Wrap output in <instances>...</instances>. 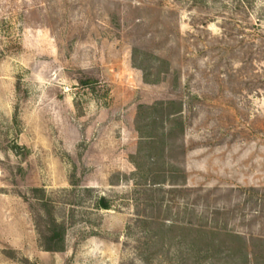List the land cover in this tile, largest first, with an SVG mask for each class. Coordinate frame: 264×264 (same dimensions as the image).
I'll return each instance as SVG.
<instances>
[{"label": "rangeland", "instance_id": "rangeland-1", "mask_svg": "<svg viewBox=\"0 0 264 264\" xmlns=\"http://www.w3.org/2000/svg\"><path fill=\"white\" fill-rule=\"evenodd\" d=\"M155 202L264 264V0H0V264H239Z\"/></svg>", "mask_w": 264, "mask_h": 264}, {"label": "trees", "instance_id": "trees-1", "mask_svg": "<svg viewBox=\"0 0 264 264\" xmlns=\"http://www.w3.org/2000/svg\"><path fill=\"white\" fill-rule=\"evenodd\" d=\"M148 191L154 193L155 189L149 188ZM159 190V189H158ZM175 190H171L168 192H174ZM34 193H39L40 202L42 206V210L36 211L35 214V224L39 235V243L40 247L49 252H61L65 247V235L68 228V224L65 222V219H58L55 216V206L53 205L50 198L45 196V191L40 188H34ZM166 191H164L165 194ZM38 196V194H37ZM165 197V196H164ZM96 204L99 208L109 209L110 204L108 199L104 196H101L96 201ZM156 208V214L150 217L149 222L152 224H156L157 227L155 232L150 235L153 237L155 242L164 241L167 237L170 240H176V242L185 241L187 246L191 250H196L200 248H204L210 257H218L220 254L221 245L225 246L226 256L227 258H235L236 263L239 264H250L249 252L243 253L242 245L244 244V239L241 235L229 231H220L215 229H206L199 226L197 228H193L192 225L184 226L182 224H175L174 222H170L169 224L165 223V221L159 219L158 216L160 213L164 212V217L170 216L168 205H164V209L162 208L161 203L153 204ZM146 223H149L147 219H144ZM174 229L180 231V236L172 237L170 236V232ZM176 238V239H175ZM215 238H219L218 242L215 243ZM230 241L232 244L226 245V242ZM255 262H258V257L256 252H253ZM243 260V261H242Z\"/></svg>", "mask_w": 264, "mask_h": 264}]
</instances>
